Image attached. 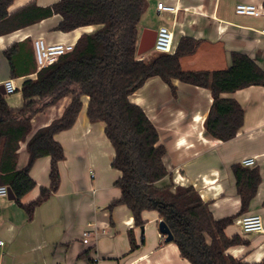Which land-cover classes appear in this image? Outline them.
<instances>
[{
	"label": "crops",
	"instance_id": "obj_1",
	"mask_svg": "<svg viewBox=\"0 0 264 264\" xmlns=\"http://www.w3.org/2000/svg\"><path fill=\"white\" fill-rule=\"evenodd\" d=\"M33 1L15 0L7 7V13L12 14ZM58 1L35 0L40 7ZM161 1L148 0V10L139 25V41L144 30L157 31L154 25L161 23L160 26H167L174 34V52L183 37H192L201 43L196 54L181 59L184 70H227L232 67L234 53L248 55L264 70V0H165L178 7L176 13L166 16L157 9ZM239 3L259 6L262 15H238ZM61 17L55 15L18 32L0 35V86L12 80L17 88L15 94L7 96L11 108L24 106L23 83L36 79V73L14 79L12 64L4 55L6 50L27 39L75 45L83 34L100 28L90 26L63 33L56 30ZM172 83L175 92L161 78H150L130 96V101L143 109L157 129L159 143L166 149L164 163L173 183L193 186L203 201L210 203L216 220L240 212L241 198L232 168L242 165L246 158H256V165L249 168L261 172L257 194L249 211L237 218L225 233L229 238L239 235L248 242L247 246L230 248L227 254L249 264H259L264 260V232L244 235L238 222L246 215H259L264 224V87L251 86L222 95L242 105L246 121L235 139L223 142L212 138L205 129L214 105L211 90L179 80ZM81 100L83 107L76 123L55 136L65 149V159L59 163L58 191L37 208L32 220L15 199L0 196V242L4 243L0 245V264H91L93 261L97 264H191L181 256L176 244L165 241L156 211L143 213L145 226L140 228L127 206L109 209L121 196L115 184L122 175L112 167L115 150L105 134V124L91 123L87 115L89 97L83 96ZM70 102L71 98L65 97L38 114L32 121V135L63 116ZM27 161L26 144L22 143L20 167L27 165ZM51 166L50 157L36 161L30 171L36 187L21 199L23 205L36 201L43 189L50 188ZM168 182L167 179L162 184ZM85 231L91 232L89 244L83 242ZM131 232L136 249L131 246Z\"/></svg>",
	"mask_w": 264,
	"mask_h": 264
},
{
	"label": "trees",
	"instance_id": "obj_2",
	"mask_svg": "<svg viewBox=\"0 0 264 264\" xmlns=\"http://www.w3.org/2000/svg\"><path fill=\"white\" fill-rule=\"evenodd\" d=\"M15 0H0V35H9L34 26L55 15L62 16L56 30L70 33L79 28L99 26L91 34H83L71 51L51 66L39 69L34 42L27 39L13 44L4 52L12 77L36 73L22 86L25 103L13 109L0 90V186L11 189L15 202L32 220L37 208L59 189V163L65 152L55 136L73 127L83 107L82 97H89L87 115L91 123L105 124L115 157L112 167L121 172L115 186L121 196L110 205L112 211L127 206L135 225L144 227L143 213L156 211L171 230L181 256L191 264H249L227 254L232 247L248 245L239 235L229 238L225 230L249 211L262 180L258 169L233 166L241 210L232 217L216 220L210 203L201 198L193 186H178L171 179L164 157L166 149L159 134L143 109L130 101L147 80L161 78L173 86V80L211 90L212 108L205 121L207 133L217 140L229 142L244 126L245 111L236 100L225 99L251 86L264 87V70L248 55L234 53L232 67L222 71H187L181 59L197 53L200 41L183 37L173 54L138 56L139 25L148 9V0H59L40 7L35 0L12 14L7 7ZM65 97L71 102L63 116L32 135L33 119ZM26 144L27 165L20 167L21 144ZM51 158V186L40 197L23 205L21 199L36 187L30 171L37 160ZM169 182L163 185V181ZM132 249H136L130 233ZM166 238V236H163ZM89 253V252H88ZM84 256V255H83ZM87 256V254H85ZM92 260H90L91 262ZM264 264V260L259 263Z\"/></svg>",
	"mask_w": 264,
	"mask_h": 264
},
{
	"label": "built area",
	"instance_id": "obj_3",
	"mask_svg": "<svg viewBox=\"0 0 264 264\" xmlns=\"http://www.w3.org/2000/svg\"><path fill=\"white\" fill-rule=\"evenodd\" d=\"M168 1V0H167ZM178 1V0H169ZM157 9L161 13H176L177 6L169 5L165 1L159 2ZM236 13L243 16L259 17L262 15V9L259 6L251 3H239L236 6ZM155 44L153 50L156 54H173L174 52V34L167 26H160L157 30ZM37 65L39 69L48 67L56 63L59 58L71 51H74L73 44L66 43H47L44 39H37L34 42ZM4 88L6 95H12L17 92L14 81L5 82ZM257 163L256 158H246L242 161L244 167H254ZM8 187L0 186V196H8ZM241 232L244 235L261 234L264 232L263 219L259 215H246L238 222ZM83 242L89 244L91 232L85 231ZM4 246L3 242H0ZM97 264V261L91 262Z\"/></svg>",
	"mask_w": 264,
	"mask_h": 264
},
{
	"label": "water",
	"instance_id": "obj_4",
	"mask_svg": "<svg viewBox=\"0 0 264 264\" xmlns=\"http://www.w3.org/2000/svg\"><path fill=\"white\" fill-rule=\"evenodd\" d=\"M156 35H157L156 30H150V29L144 30V32L141 35L139 44H138V56H143L147 53H150V51L153 50L155 40L157 37ZM0 90L3 92V94L6 95L4 85L0 86ZM8 192H9L8 197L10 199L16 198L11 189H8ZM159 230L161 234L166 236L165 241L167 243H170L173 240L174 235L172 234L171 230L169 229V227L167 226L165 222L161 221L159 223Z\"/></svg>",
	"mask_w": 264,
	"mask_h": 264
},
{
	"label": "rangeland",
	"instance_id": "obj_5",
	"mask_svg": "<svg viewBox=\"0 0 264 264\" xmlns=\"http://www.w3.org/2000/svg\"><path fill=\"white\" fill-rule=\"evenodd\" d=\"M163 1H165V0H163ZM147 10H148V9H147ZM163 14H165V16H166V15H168V14H170V13H163ZM160 19H161V18H160ZM160 25H161V23H157V24H155V25H154V29H158ZM97 28H98V27H97ZM97 28H95V30H97ZM155 54H156V52H155L154 50H151L150 53H147L146 58H150V57H152V56L155 55Z\"/></svg>",
	"mask_w": 264,
	"mask_h": 264
}]
</instances>
